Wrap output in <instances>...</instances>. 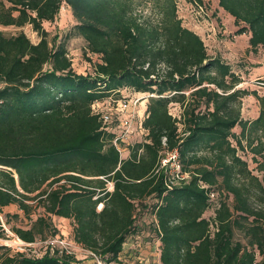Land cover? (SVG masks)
I'll return each mask as SVG.
<instances>
[{
	"label": "trees",
	"instance_id": "1",
	"mask_svg": "<svg viewBox=\"0 0 264 264\" xmlns=\"http://www.w3.org/2000/svg\"><path fill=\"white\" fill-rule=\"evenodd\" d=\"M217 1L235 34L264 50V0ZM62 8L75 23L59 40L44 23ZM27 25L37 43L0 29V213L18 205L30 215L36 201L49 217L72 219L74 242L104 264L121 263L126 244L142 236L158 243L161 264H264V93L238 88L240 74L208 54L176 0H0V26ZM74 37L100 58L93 73L74 70L67 47ZM125 89L150 95L147 135L121 143L126 157L93 112ZM249 95L259 102L253 119L242 115ZM173 150L188 177L170 185L162 160ZM144 213L152 224L137 223ZM48 219L12 231L35 243L51 229ZM0 264L81 261L60 248L36 255L0 243Z\"/></svg>",
	"mask_w": 264,
	"mask_h": 264
},
{
	"label": "rangeland",
	"instance_id": "2",
	"mask_svg": "<svg viewBox=\"0 0 264 264\" xmlns=\"http://www.w3.org/2000/svg\"><path fill=\"white\" fill-rule=\"evenodd\" d=\"M178 7V15L182 19L183 25L196 32L204 40L207 47L208 54L212 57H219L233 67V70L240 74L243 83L238 88L247 89L249 92L257 91L260 95L264 93V87L260 83V80L264 78V50L259 48L257 51L253 50L249 45L248 34L236 35L238 29L235 25L233 17L227 14L218 5L217 0H202L200 3L198 0H176ZM75 23V20L68 8H62L58 19L54 23H44V27L48 30L51 36L59 34V40L64 39ZM0 29L6 36H15L20 32H24L33 43L39 41L38 34L32 29L31 25H27L22 28L10 26ZM67 47L69 49V55L73 61V68L76 72L81 74L93 73L94 64L100 62V58L96 55H91L86 51V43L80 37H74L67 41ZM142 94L135 93L131 90L125 89L121 93L119 99L115 102L109 99L101 104V108L104 111H109L110 108L116 106L118 100L124 98H136ZM142 100L139 103L138 111L139 116L143 120V105ZM111 104L113 106H111ZM259 102L252 96H245L242 100V115L246 119H253L259 113ZM171 113L180 117L181 108L178 104L172 105L170 109ZM111 112H116L115 109H111ZM116 117L118 115L116 114ZM119 124V121L117 120ZM120 127H118L117 131ZM129 135L125 144H134L137 141L144 139L145 135L141 131L135 130ZM239 132V128L235 129ZM127 149L124 148L122 156L128 155ZM249 162L250 168L253 172L260 177L262 173L257 171V165L251 159L250 155L244 156ZM33 208L30 215H26L18 208V205H11L5 207L3 213H0V220L2 222L3 237L0 238V243L5 244L8 240L13 238L14 232L12 227H21L28 229L37 220L39 216L49 218L48 222L52 224L50 230L46 232V235L39 238L36 242V247L33 248L38 255H42L45 251V241L50 240L51 237L55 238L59 236L60 240L66 241L69 244V249L81 261V264H97L87 249L74 242V227L75 223L72 219H64L56 216L49 217L44 209L37 206L36 201H30ZM210 216V213L207 214ZM153 217L144 213L138 216V224L150 225L152 224ZM3 230V231H2ZM54 230L57 233H54ZM55 234V235H54ZM28 253H34V251L27 250ZM263 259L262 256H258V260ZM121 263L113 264H161L159 262L158 243L154 239H146L145 236L135 238L133 237L125 246V251L120 256Z\"/></svg>",
	"mask_w": 264,
	"mask_h": 264
},
{
	"label": "built area",
	"instance_id": "3",
	"mask_svg": "<svg viewBox=\"0 0 264 264\" xmlns=\"http://www.w3.org/2000/svg\"><path fill=\"white\" fill-rule=\"evenodd\" d=\"M150 95L145 94L141 95L140 97L136 98H124L121 100H118L117 107L114 106L110 108L109 111H104L101 108V104L104 102H98L93 105V112L96 115H99L101 122L103 123V126L106 129H109L115 133V138L113 140L115 146L118 148V150L123 152L124 148L122 147L121 143L125 142L129 135L134 132V127H136L135 130L141 131L143 135H147V131L142 127V118L139 116L138 106L139 103L142 100L148 99ZM110 101L115 102L116 100H112L111 98L107 101V103H111ZM111 106H113L111 104ZM111 109H115L116 112H111ZM116 114L118 117H116ZM144 119V118H143ZM117 120L119 121V124L117 123ZM119 130L117 131V129ZM162 167L167 168L169 174L172 177V181H170V185H174L175 181H181L187 178V175H184L181 171V164L179 161V153L177 150H173L166 153V156L162 160ZM112 185L110 184V189ZM212 197H214L212 195ZM43 244L45 246H49L51 250L54 248H60L61 251H65L68 254H73L71 250L69 249V244L66 241L60 240V239H50L45 241ZM6 247L10 248L13 253H28L27 250L34 251V253L37 254L35 250H33L34 247H36L35 243H28L23 241L21 238H19L16 234L13 235V238L11 240H8L4 244ZM92 258L97 264H104V262L100 259L98 255L88 250Z\"/></svg>",
	"mask_w": 264,
	"mask_h": 264
},
{
	"label": "crops",
	"instance_id": "4",
	"mask_svg": "<svg viewBox=\"0 0 264 264\" xmlns=\"http://www.w3.org/2000/svg\"><path fill=\"white\" fill-rule=\"evenodd\" d=\"M142 105H143V110H142V112H143V118H144V116H145V109H146V105H147V99H145L143 102H142ZM257 117V116H256Z\"/></svg>",
	"mask_w": 264,
	"mask_h": 264
}]
</instances>
